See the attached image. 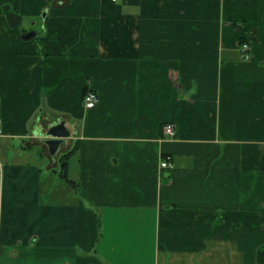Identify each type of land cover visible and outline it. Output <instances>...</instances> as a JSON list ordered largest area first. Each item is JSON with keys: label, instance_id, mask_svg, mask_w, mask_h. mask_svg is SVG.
<instances>
[{"label": "crops", "instance_id": "crops-1", "mask_svg": "<svg viewBox=\"0 0 264 264\" xmlns=\"http://www.w3.org/2000/svg\"><path fill=\"white\" fill-rule=\"evenodd\" d=\"M0 264H264V0H0Z\"/></svg>", "mask_w": 264, "mask_h": 264}, {"label": "water", "instance_id": "water-1", "mask_svg": "<svg viewBox=\"0 0 264 264\" xmlns=\"http://www.w3.org/2000/svg\"><path fill=\"white\" fill-rule=\"evenodd\" d=\"M4 11H5V16L6 19L8 21L9 26L11 27H16L19 25L20 23V16L18 14H16L15 12H12L8 9V6L4 7ZM36 33L34 31H27L24 32L21 35V38L24 40L30 39L32 38ZM51 131L57 135V138H47L44 140V142L47 144L49 151L51 154H54L57 150V147L59 145V143L62 141V137L64 135H67L68 131L65 128L63 122H59L57 124H55V126H53V128H51Z\"/></svg>", "mask_w": 264, "mask_h": 264}, {"label": "built area", "instance_id": "built-area-1", "mask_svg": "<svg viewBox=\"0 0 264 264\" xmlns=\"http://www.w3.org/2000/svg\"><path fill=\"white\" fill-rule=\"evenodd\" d=\"M240 48L245 51L247 49H249V45L247 42H242L240 44ZM98 101V96L97 93L93 90L88 88L84 95H83V106L86 109H90L92 107H94L96 105ZM162 132L166 135H168L169 137H173L175 135V126L172 122H166L163 124L162 126ZM171 162L169 160L168 157H166L164 160H161L160 162V166L161 167H166V166H170Z\"/></svg>", "mask_w": 264, "mask_h": 264}, {"label": "trees", "instance_id": "trees-1", "mask_svg": "<svg viewBox=\"0 0 264 264\" xmlns=\"http://www.w3.org/2000/svg\"><path fill=\"white\" fill-rule=\"evenodd\" d=\"M243 41H244V39H242V38L239 39V43H242ZM85 91H86V89H85ZM85 91H84V93H85ZM62 166H63V168H66V161H63Z\"/></svg>", "mask_w": 264, "mask_h": 264}, {"label": "rangeland", "instance_id": "rangeland-1", "mask_svg": "<svg viewBox=\"0 0 264 264\" xmlns=\"http://www.w3.org/2000/svg\"><path fill=\"white\" fill-rule=\"evenodd\" d=\"M89 87L86 88V90L88 89ZM91 89V88H90ZM60 171V169H58ZM58 173V172H57Z\"/></svg>", "mask_w": 264, "mask_h": 264}]
</instances>
